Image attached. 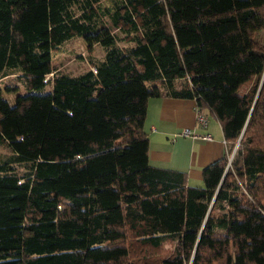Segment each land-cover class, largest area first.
I'll use <instances>...</instances> for the list:
<instances>
[{"label":"trees","instance_id":"trees-1","mask_svg":"<svg viewBox=\"0 0 264 264\" xmlns=\"http://www.w3.org/2000/svg\"><path fill=\"white\" fill-rule=\"evenodd\" d=\"M103 1L0 0V264H264V0ZM160 97L221 126L201 185L149 160Z\"/></svg>","mask_w":264,"mask_h":264},{"label":"crops","instance_id":"crops-1","mask_svg":"<svg viewBox=\"0 0 264 264\" xmlns=\"http://www.w3.org/2000/svg\"><path fill=\"white\" fill-rule=\"evenodd\" d=\"M196 102L185 98H151L148 101L145 131L149 137V160L153 165L184 171L188 184H202V169L220 159L226 148L219 122L208 114L206 127L196 123ZM189 128L210 140L183 136Z\"/></svg>","mask_w":264,"mask_h":264},{"label":"rangeland","instance_id":"rangeland-1","mask_svg":"<svg viewBox=\"0 0 264 264\" xmlns=\"http://www.w3.org/2000/svg\"><path fill=\"white\" fill-rule=\"evenodd\" d=\"M103 2L107 3L106 0ZM86 49L87 45L81 36L70 38L58 50L52 53L54 68H63L71 74L78 73L85 67V63H87L88 52ZM91 55L101 58L103 56V48L101 46H94ZM9 154L10 151L5 146L0 145V157H5Z\"/></svg>","mask_w":264,"mask_h":264},{"label":"built area","instance_id":"built-area-1","mask_svg":"<svg viewBox=\"0 0 264 264\" xmlns=\"http://www.w3.org/2000/svg\"><path fill=\"white\" fill-rule=\"evenodd\" d=\"M197 108V107H196ZM208 114L202 110H199V108L196 109V123L201 126V127H206L207 123H208ZM181 134L183 136H190L192 138H201L204 140H210L211 139V135L206 133L203 135H198L196 133H194V131H192L189 128H184L181 131Z\"/></svg>","mask_w":264,"mask_h":264}]
</instances>
